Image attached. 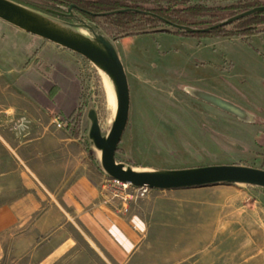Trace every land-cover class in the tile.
<instances>
[{"label":"rangeland","instance_id":"obj_1","mask_svg":"<svg viewBox=\"0 0 264 264\" xmlns=\"http://www.w3.org/2000/svg\"><path fill=\"white\" fill-rule=\"evenodd\" d=\"M238 1L191 2L215 7ZM47 16L72 29H83L86 36L92 37L82 26ZM254 21L248 19L242 24ZM145 24L149 28L157 23ZM95 25L101 31L98 34L114 41L129 82V118L118 144L117 161L147 170L232 163L264 169V31L249 35V46L238 36L192 38L166 32L133 35V26L126 29L129 35L114 38L119 34L109 20L97 18ZM234 25L232 22L227 26ZM199 27L196 29L209 28V24ZM42 42L47 44L45 53L59 56L71 68L53 58L46 61L53 66L52 72L39 84L49 89L57 83L61 92L54 99L34 86L28 88L64 114L81 104L80 135L100 166V153L88 138L87 111L95 110L100 124L110 118V125L102 130L107 134L116 114V106L109 104L108 79L84 57L50 41ZM110 85L113 87L112 82ZM190 89L232 99L253 114L256 122H241L195 98ZM106 185L110 195H124L111 181ZM183 192L186 196L176 204L162 207V218L170 216L172 225L157 227V219L149 216L151 225L143 241L122 263L89 249L87 240L77 231L69 236L75 242L71 249L78 252H71L75 259L66 264H264L263 191L251 185L231 184ZM150 194L151 190L138 199ZM24 238L11 243L7 236L0 240V264H38L40 256L32 257L33 251H26L33 244Z\"/></svg>","mask_w":264,"mask_h":264},{"label":"crops","instance_id":"obj_2","mask_svg":"<svg viewBox=\"0 0 264 264\" xmlns=\"http://www.w3.org/2000/svg\"><path fill=\"white\" fill-rule=\"evenodd\" d=\"M43 40L0 20V240L24 236L33 244L26 251L40 256L38 264H66L78 252L69 236L78 231L89 249L122 263L143 241L148 219H157L160 228L171 226L162 207L196 188L151 190L145 199L110 195V177L90 162L82 140L56 126L61 121L55 114L63 110L28 88L54 99L60 86L39 84L52 72L46 61L70 67L45 53Z\"/></svg>","mask_w":264,"mask_h":264},{"label":"water","instance_id":"obj_3","mask_svg":"<svg viewBox=\"0 0 264 264\" xmlns=\"http://www.w3.org/2000/svg\"><path fill=\"white\" fill-rule=\"evenodd\" d=\"M73 5L70 6L69 10ZM264 11L258 6L233 16L219 24L228 25L254 12ZM0 20L60 47L68 49L94 64L112 82L116 97V114L107 134L101 132L95 110L87 111L90 120L88 138L100 151V167L111 178L137 187L151 190L186 189L213 185L245 184L264 188V169L232 164H212L188 168L136 170L116 159L118 144L126 128L130 110L129 82L125 67L114 46V41L92 31L83 22L71 24L82 26L92 37L80 34L75 28L64 26L42 12L24 6L14 0H0ZM70 24V23H69ZM184 31L207 32L215 26L195 29L171 24ZM78 28V27H77ZM194 96L207 101L216 108L241 116L240 111L226 99L206 91L190 89Z\"/></svg>","mask_w":264,"mask_h":264},{"label":"trees","instance_id":"obj_4","mask_svg":"<svg viewBox=\"0 0 264 264\" xmlns=\"http://www.w3.org/2000/svg\"><path fill=\"white\" fill-rule=\"evenodd\" d=\"M24 6L36 11L56 17L66 23L79 24L81 22L89 25L94 32H100L95 25L97 18L109 20L115 27L117 38L122 35H129L127 28L134 27L130 34L149 33H171L182 37H231L238 36L245 43L251 46L249 35L264 31V11L254 12L241 19L234 21V26L219 24L237 14L258 6H264V0H239L235 4L223 6L206 7L201 4H194L192 0H14ZM149 2L151 4H148ZM72 8L69 10L70 6ZM134 6V7H133ZM124 7H129L122 11ZM142 8V9H141ZM80 16H79V15ZM194 15L208 16V19L192 18ZM107 16V17H106ZM254 22L242 24L246 20ZM157 23L154 26L146 27V24ZM171 24L186 26L189 28H200L199 26H215L207 33L184 31L175 28ZM264 60V54H261ZM61 121L65 122L64 127L71 135L83 141L80 135V122L82 117L81 104L78 103L68 114H55ZM84 149L90 162L95 168L101 169L96 161L93 150L87 142L83 141ZM264 192V188H259Z\"/></svg>","mask_w":264,"mask_h":264},{"label":"built area","instance_id":"obj_5","mask_svg":"<svg viewBox=\"0 0 264 264\" xmlns=\"http://www.w3.org/2000/svg\"><path fill=\"white\" fill-rule=\"evenodd\" d=\"M56 126L58 128L63 127L62 123L57 121L56 122ZM112 185H116L118 187V190H120L122 193H124L123 197L126 199H138V198H143L145 197L151 189L141 186V187H137V186H133L129 183H124L121 181H118L116 179H111L110 180ZM113 195H117L116 193H114Z\"/></svg>","mask_w":264,"mask_h":264},{"label":"flooded vegetation","instance_id":"obj_6","mask_svg":"<svg viewBox=\"0 0 264 264\" xmlns=\"http://www.w3.org/2000/svg\"><path fill=\"white\" fill-rule=\"evenodd\" d=\"M196 90H199V89H196ZM199 91H201V90H199ZM202 91H203V90H202ZM188 92H189V91H188ZM208 93H209V92H208ZM210 94H213V93H210ZM214 95H215V94H214ZM192 96H194V95H192ZM194 97L197 98V99L202 100L201 98H199V97H197V96H194ZM222 98L226 99V100H227L232 106L236 107V108L240 111L241 116H238V115L232 114V113H230V112H228V111H225V110H222V109H220V110H222V111H224V112H226V113H228V114L234 116L236 119H238V120L241 121V122H245V123H254V122H256L255 116H254L253 114H251L250 112H248L247 110H245L244 108H242L240 105H238V104L236 103V101H234V100H232V99H227V98H225V97H223V96H222ZM202 101H204V100H202ZM204 102H206L207 104H210V103H208L207 101H204ZM210 105H211V104H210ZM212 106H213V105H212Z\"/></svg>","mask_w":264,"mask_h":264},{"label":"bare ground","instance_id":"obj_7","mask_svg":"<svg viewBox=\"0 0 264 264\" xmlns=\"http://www.w3.org/2000/svg\"><path fill=\"white\" fill-rule=\"evenodd\" d=\"M75 31L80 33V34H83V35H86L85 31L83 29H80V28H75ZM101 73H103L101 70H100ZM104 74V73H103ZM106 76V74H104ZM107 80V85H108V98H109V104L112 106V107H115L116 106V97H115V93H114V90L113 87H111L112 85H110V80L109 78L106 76L105 78ZM110 82V83H109ZM108 118V117H107ZM111 123V120L110 118L108 119H105V121L100 124L99 123V126H100V129H101V132L102 130H106L108 128V126L110 125ZM97 152L100 153L99 150H97ZM136 170H145V169H136Z\"/></svg>","mask_w":264,"mask_h":264}]
</instances>
